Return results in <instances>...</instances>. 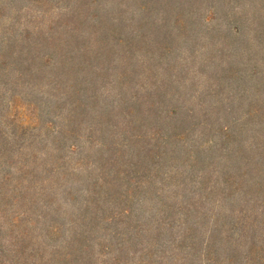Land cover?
<instances>
[{"label": "trees", "instance_id": "1", "mask_svg": "<svg viewBox=\"0 0 264 264\" xmlns=\"http://www.w3.org/2000/svg\"><path fill=\"white\" fill-rule=\"evenodd\" d=\"M61 1L47 21L10 25L0 40V83L20 89L8 108L23 109L15 120L28 148L41 142L33 131L52 137L43 166L59 184L89 167L68 225L58 210L45 215L50 239L65 226L69 236L63 248L40 257L42 264H89L97 240L109 236L114 264L138 245L145 250L134 264H264V0ZM214 21L220 24L209 38L236 49L218 74L223 90L232 84L253 91L247 115L257 128L250 143L229 102L200 116L189 100H175L179 51L196 47L206 37L204 23ZM199 127L219 145L206 139L188 148ZM183 157L200 169V180L172 204L161 198L157 171L160 160ZM51 186L30 187L42 211L52 205ZM146 197L159 203L150 216ZM165 237L184 251L176 262L157 254ZM17 249L11 264H38Z\"/></svg>", "mask_w": 264, "mask_h": 264}, {"label": "rangeland", "instance_id": "2", "mask_svg": "<svg viewBox=\"0 0 264 264\" xmlns=\"http://www.w3.org/2000/svg\"><path fill=\"white\" fill-rule=\"evenodd\" d=\"M61 6H63L61 0H0V40L3 38L4 31L10 25L20 27L24 26L27 21L35 25L39 23V20L43 21L44 18L47 21L51 15L54 16L58 12V8ZM43 16L45 17L42 18ZM218 24H220L218 21L204 23L202 32L206 33V37L196 47L181 48L179 51L181 53L179 58L181 67L177 69V76L174 78L178 79L177 85L180 88L178 97L180 98L175 100L180 105L186 104V101L189 100L187 106L200 116L212 110V107L221 100H224L225 103L229 102L230 106L232 105L235 109L232 120L237 121V123H246V142L250 143L254 140L252 135L254 129L257 128L255 126L257 120L247 115V112L250 111V104H255L252 100L253 91L248 90L247 85L244 89L243 87H233L232 84H227L223 90V83L220 79L218 80V74L222 68L229 64L231 60L229 58L233 59L236 49L232 48L229 51L221 37L209 38L210 35L207 32L218 30ZM253 34L254 31L253 33L250 32L249 37ZM219 86L221 87L220 90H218ZM11 88V86L7 87L5 84L0 83V264L13 263L14 255L11 251L14 247L16 250L21 248L24 255L26 249L29 258L34 261L39 258L38 264H42L43 261L40 257H44L48 254L47 252L55 250V248H63L69 236L68 226H65V230L59 235L58 239H50L47 236L49 221L46 219L50 215L46 217L45 215L48 213L55 215L56 210H58L60 222L68 225L67 222L70 218L73 219L75 215L73 213L76 206L81 205L83 183H85V177L89 175V167L84 165L77 169L75 171L76 175L73 174L69 182L64 180L60 181V184L55 182L57 174L47 172L43 166L46 157L50 154L49 145L52 137L47 138L48 135L40 130L33 131L32 134L39 135L41 142L38 143V146L33 145L28 148L30 141L26 140V137L25 140L22 138L25 134L22 136L23 132H20L18 121L15 120L17 118L20 120L23 117V109L15 108L13 110L8 108L10 107L9 104L13 102L11 101V95L18 98L20 89L14 88L15 91H13ZM225 96H228L229 99L226 100ZM242 97L244 98L243 105H241L242 101L240 102ZM239 102L241 103L240 106H238ZM13 115H15V118L10 119L11 116L14 117ZM202 128L199 127L195 134L189 137L186 145L188 148L206 139L213 140L216 146L219 145L220 138L213 137L211 133L203 136L201 133ZM214 128L216 127L214 126ZM30 134L28 135L29 138ZM7 146L9 148L13 146L11 152L7 150ZM222 152L221 150L220 154ZM35 154L41 158L38 160L37 165L33 163ZM160 161V167L157 171L158 184L160 186L164 185L163 190H161L163 196L161 198L173 204L178 200H182L188 190H192L193 186L190 184L200 180L198 176H200L201 171L198 168L194 171V167L191 166L186 157L176 162ZM92 173L97 174L96 171ZM167 176L171 177L167 178ZM43 182L46 185L52 184L51 187H48L52 195L49 199H46L52 205L48 210L43 209L42 211L38 203L37 206L32 203L30 187H40ZM72 189L78 192L70 197L66 191H72ZM146 200L151 201L147 197ZM154 201L159 205L157 199H153L147 204L145 215L149 214L150 216L153 211H156L157 206ZM32 206L35 207L32 208ZM211 206L213 205L210 203L208 207ZM41 212L43 213L41 214ZM110 237L105 238V240L100 237V240H97L98 243L96 242L93 247L91 263L93 261L95 264H114L112 260L117 255V251L115 244L114 246L111 245L112 243L108 245ZM163 241L164 244H161L162 246L159 248L162 252L157 254L166 257L165 260L169 263L179 260L184 251L169 243L166 237ZM144 248L145 245L133 247L128 260L123 259L120 264L137 263L143 254V251L140 250H145ZM32 254L36 255V259L31 257Z\"/></svg>", "mask_w": 264, "mask_h": 264}]
</instances>
